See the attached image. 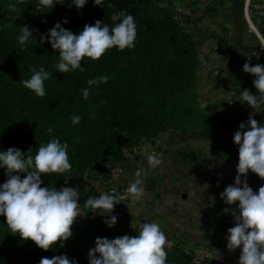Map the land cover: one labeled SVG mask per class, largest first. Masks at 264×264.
Listing matches in <instances>:
<instances>
[{"label": "trees", "instance_id": "obj_1", "mask_svg": "<svg viewBox=\"0 0 264 264\" xmlns=\"http://www.w3.org/2000/svg\"><path fill=\"white\" fill-rule=\"evenodd\" d=\"M38 0L20 2V0L6 1L7 5L23 6L31 11ZM55 12L62 21L67 20L66 27L73 34H78L83 29L77 23L79 13L74 6V0H54ZM113 7H109V5ZM154 0H102V6H95L94 0H87L82 9L98 13L97 20H103L110 28L113 26L111 17L113 13L124 11L132 15L136 23L135 46L123 51L113 47L109 49L99 60L84 58L79 69L66 73L56 70L59 63V53L53 50L51 44L44 41L42 51L29 49L26 44L21 45L17 39L19 35L13 30L21 32V28L27 26L33 31L32 38L39 39L42 34L47 33L32 23L30 14L16 15L12 13V30H8L0 19V151H6L15 147L27 155L35 156L38 148L46 144L52 138H59L63 144H68L69 162L72 168L65 173L42 174V187L62 188L65 187L64 180L73 174L91 172L94 176L103 174L109 165L125 166L127 157L122 150L119 137L113 132L109 122L119 113L130 114L134 122L144 126L149 123L157 133L168 130L169 121L165 114L168 100L186 90L194 79L198 66L197 42L188 40L180 24L174 18L169 8H160ZM169 6V5H168ZM162 7V6H161ZM95 23V22H94ZM140 64L143 73L136 81H132L128 72L130 67ZM44 68L51 75L44 81L45 96L38 97L33 91L25 88L20 81L30 79L33 70L39 71ZM107 76L106 83L93 85L87 99L82 98L84 107L93 113L91 107H98L97 99L107 97L102 95V89L109 87L112 93L122 92L128 94L125 101L114 102L111 107L105 105L107 118L101 124L96 138L92 141L81 143L73 139H66L63 121L60 119L59 131L49 123L53 104L57 102L70 101L82 94V89L89 87L87 81L97 77ZM246 79V80H245ZM247 75L243 77V90H249L253 95L257 90L249 85ZM132 86V88H130ZM131 91L132 96H129ZM121 97V96H120ZM119 97L116 96V99ZM113 100V98H111ZM37 108L36 113L32 112ZM112 109V111H110ZM28 110V111H27ZM41 119H39V118ZM88 117L80 120L79 124L87 122ZM45 120L46 121L45 123ZM45 123V124H44ZM44 124V129H40ZM52 128V132L47 130ZM153 128V129H154ZM148 133V132H147ZM153 133V131H152ZM151 134H146L142 139L133 137L136 144L144 142ZM158 136V135H157ZM153 142V141H152ZM31 152H28L29 149ZM183 159L197 158L194 151L180 152ZM0 172L5 175L6 168L0 167ZM21 178L24 174L20 173ZM124 181L117 185L116 195L120 194L128 182ZM112 184L103 182L99 185H90L84 191L83 198L78 201L80 208L87 213L90 208L84 207V202L89 198H98L101 193L109 192ZM118 204L113 215L117 217L119 227H123L129 218L126 217L125 208L117 199ZM114 210V209H113ZM92 217L81 221L76 219L72 226V236L60 246L57 242L53 248L44 251L38 248L31 240L24 241L18 234H13L6 225V218L0 216V236L9 237L8 243L0 246V264H39L43 257L52 258L58 255H66L77 264H89V248L95 247L97 237L114 239L120 235H114L103 222L108 217L104 210H93ZM82 224L81 230L75 228ZM132 231L135 232L134 229ZM95 232V235L93 234ZM93 240L90 244V240ZM182 246V244H180ZM166 264H191L192 258L185 253L182 247H176L167 251ZM205 263V262H204ZM209 264L212 262H208ZM205 263V264H208ZM214 264V263H213Z\"/></svg>", "mask_w": 264, "mask_h": 264}, {"label": "clouds", "instance_id": "obj_2", "mask_svg": "<svg viewBox=\"0 0 264 264\" xmlns=\"http://www.w3.org/2000/svg\"><path fill=\"white\" fill-rule=\"evenodd\" d=\"M22 2V0H20ZM87 0H74V6L82 9ZM39 5L53 8V0H39ZM95 6H102V0H94ZM113 7V5H109ZM15 10V5H9ZM110 28L97 20L93 25L85 24L78 34L56 23L47 33L40 37L41 42L47 40L53 50L59 53V63L55 66L57 72L66 73L79 69L84 58L99 60L109 49L115 47L120 51L135 46L136 23L132 15L124 11L113 13ZM63 23H68L67 20ZM32 30L27 26L21 28V35L17 37L19 43L24 45L32 37ZM254 52L247 56L243 71L255 76L253 81L257 94L249 90H242L240 103L247 104L256 109L264 104V65H250ZM50 73L40 68L33 70L30 79L21 80L20 83L33 91L38 97L45 96L44 81L49 79ZM107 76L97 77L87 81L89 87L82 89V96L87 99L93 85L106 83ZM101 103H104L103 101ZM94 117V113L92 114ZM255 113H250L246 122L239 124V130L234 133L233 142L238 146L237 175L233 184L224 188L220 198L227 205L238 207L224 208V214H230L234 226L228 228L227 249L235 252L241 248L238 264H264V185L258 192H254L247 181L249 170L264 180V123L254 119ZM72 123L78 124L79 115H72ZM247 128V130H245ZM52 132V128L47 130ZM31 148L28 152H31ZM161 163L153 155L147 156L149 167L155 168ZM0 167L6 168L7 180L0 185V216L6 218V225L13 234H18L24 241L31 240L38 248L47 251L57 242L63 247L65 241L72 236V226L77 217L81 216L78 198L81 195L76 187H62L57 189L42 187V174L65 173L72 168L68 156V144L60 142L59 138H52L38 148L35 156L27 155L21 150L10 147L0 151ZM20 173L24 176L21 178ZM143 168L135 171L127 192L133 196L142 195L144 181ZM244 177V179H242ZM65 184L68 179L64 180ZM210 199H215L210 197ZM118 204L113 193L104 192L98 198L89 197L83 204L93 210H104L108 217L103 222L109 227L117 223L113 215L114 205ZM96 212V211H93ZM135 229V236L123 235L114 239L97 237L95 247L88 252L89 264H166L167 237L161 226L155 221L145 220ZM242 246V247H241ZM39 264H77L66 255L52 258L43 257Z\"/></svg>", "mask_w": 264, "mask_h": 264}, {"label": "rangeland", "instance_id": "obj_3", "mask_svg": "<svg viewBox=\"0 0 264 264\" xmlns=\"http://www.w3.org/2000/svg\"><path fill=\"white\" fill-rule=\"evenodd\" d=\"M6 1L7 0H0V19H2L8 30H12L11 22L13 18H11V16L14 12H16L17 16L30 14L32 23H37L36 27L40 30L48 31L54 27L56 23H61L62 27L67 29L66 23H63L55 12L54 0L53 8L40 6L38 0L33 8H31V11L27 10L24 6L23 8L17 7V10L15 9L14 11L10 10L9 5L6 6ZM8 1L12 2L13 0ZM177 1H171L169 4L158 6L164 9H171L174 18L185 32L187 39H193L197 42L198 66L195 71L194 79L184 92L174 95L168 100L165 114L170 123V127H168V130L164 133H157L155 128L149 123L143 124L144 126L135 123L133 117L125 112L119 113L117 116L113 117L109 125H112L114 134L119 137L120 143L123 145L122 150L127 157L126 163L124 164L125 166L122 168L119 165L123 171L122 176L114 180L109 177V170L114 164L109 165L108 170L98 176H94L91 172L71 175L65 186L78 188L81 194L78 201L83 198L84 191L88 190L90 185H99L103 182L112 184V189L116 193L117 190L115 187L127 181V177L129 179L128 182L132 181L135 171L141 168H143V181H145L146 177L154 176L158 180H161L162 183H165L166 187L174 190L176 189V182L179 181L177 177L179 173H183L182 170H184L183 176L189 174V172L198 173L197 170L194 171L195 168L197 169V167H193L194 165L192 166L191 164L188 167L187 164H181L182 161L189 162L191 160V158L184 160L180 155V152L188 151H194L198 155L199 160H197V162L199 171H203L204 167H206L208 170L210 169L211 172L225 173L227 177L231 176V182L233 184L234 178L237 175L236 166L238 164V146L233 142L234 133L239 130V124L241 122H246L248 120L250 113H255L253 118L260 123H264V104H260L256 109H250V107H243L239 101L244 85L243 77L247 75V81L248 79L250 81H248L249 85H253V82L250 80V75L248 73L244 72L243 74V53L240 54L235 50H231L233 46L236 47V43L239 39H242V42L243 39H248V37L255 39L253 34L249 33L247 29L246 22L243 18L242 7L238 6L236 9L232 2V11L230 9L226 11V9L221 7L215 8V4L207 5V9L213 11V13L199 24L196 20V16L192 15L193 13L189 12L185 14L177 10L178 8H185L191 11V7L188 8V6L182 5ZM234 1L240 2V0ZM226 4L228 5V2ZM78 10V25L83 27L85 24H94L98 17V13H93L87 9ZM13 32L16 35L22 34L17 29H14ZM25 44L29 49L41 52L44 42L30 37ZM128 72L131 80L134 82L140 78L143 69L140 64H137L130 67ZM130 88H132V86H130ZM110 93H112V91L109 87L102 89V95H107V97L97 99L96 102L98 107H91L95 114L94 117L92 115L93 113L89 112L88 109L86 110L84 105H82V94L70 101L54 103V108L50 113L49 123L56 131H59L61 129L59 127L61 119L66 128V132L63 134L66 139H73L81 143L92 141L99 132L100 122L102 124L105 118H107L104 106L108 105V107H111L114 102L121 103L125 101V97L128 95L122 92ZM116 96L119 98L116 99ZM129 96H132L131 91L129 92ZM201 96L205 98V100L201 99V101L206 102V104H212V107L208 108L205 105L203 108H200L199 105L201 101H198L197 98ZM111 98H113V100ZM102 101L104 103H101ZM36 111L37 108L32 110L34 113H36ZM110 111H112V109H110ZM72 115H79L81 119L88 117L86 125L85 122L83 124L78 123L74 125L70 118ZM46 121L48 120H45V123ZM44 124L40 128L41 130L44 129ZM245 130H247V128ZM146 134H151V136L144 142L139 144L134 142L133 137L138 136L142 139ZM167 138L172 144H170L171 160H169V163H165V168L168 169L164 174L166 177H163L162 173L156 175L157 172H147L149 168L147 156L153 154V156L161 159V157H163L162 147L166 146L163 144V141ZM160 166L163 165L160 163L156 166L155 170L159 171ZM184 168L189 171L185 173ZM177 171H179V173ZM229 173L231 175H229ZM160 174L162 176H160ZM6 180L7 176L0 172V185ZM128 182L123 187V190H126V192L127 188L130 186ZM176 199L177 202L180 203L182 199V197H180V192L176 196ZM79 212L81 216L77 217V219L81 221H86V219L91 218L94 213L93 209L87 213L81 208ZM126 224L123 225V227L114 225L111 228L108 227V229L114 232V235L121 234L123 236L127 234L135 236L137 231H132ZM81 226L82 224H79L75 228V231H80ZM164 233L167 239L174 241V245L172 247L166 245L165 250L171 251L176 247H182L183 251L188 253L185 247L180 246L182 242L179 237H176L169 231H165ZM93 234L95 235V232ZM8 240L9 237L0 236V246L8 243ZM92 241L91 239L90 244ZM212 246L218 250L214 245ZM191 264H193V262Z\"/></svg>", "mask_w": 264, "mask_h": 264}, {"label": "crops", "instance_id": "obj_4", "mask_svg": "<svg viewBox=\"0 0 264 264\" xmlns=\"http://www.w3.org/2000/svg\"><path fill=\"white\" fill-rule=\"evenodd\" d=\"M154 1L159 5H166L171 3V1L176 2L177 0ZM226 1L228 2V5L226 4ZM177 2L188 6V8L191 7L190 13H193L192 15L196 16V20L199 24L205 21L206 17L213 13V11L207 9V5L215 4V8L221 7L228 11L229 9L231 10V4L233 2L236 9L238 8V2L234 0H178ZM241 40L242 39H239L237 41L236 47L233 46L231 51L235 50L237 53H243L242 56L244 65V63L248 62L247 56L252 54L253 49L256 46L257 39L256 37L255 39L248 37V39H243V42ZM201 99L205 100L204 96L197 98L198 101H201ZM205 105L207 107L208 105L212 107V104H206V102L202 101L199 107L203 108ZM243 107H250V109H253L246 103L243 104ZM163 144L166 145L165 147H162L163 157L160 159L163 166H160L159 171L155 170L156 167H149L147 172H157L156 175H158V173H162L163 177H166L164 174L168 169L165 168V163H169V160H171L170 144L172 143L167 138L163 141ZM187 159L188 158H186V160ZM197 160H199L198 156L195 159H191L189 162H181V164H187L188 167L191 164L192 166L194 165L193 167H197L194 171L197 170L198 173L189 172V174L183 176L184 170H182L183 173L181 174L177 171L179 173L177 180L179 181L176 182V189L174 190L166 187L165 183H162L161 180H158L154 176L146 177V179L150 178L154 180L153 188H145L144 181V191L142 195L136 197L129 194L127 207L125 208L126 217L129 218L128 222H132L135 225H138L145 220L155 221L161 226L163 232L169 231L176 237H179L181 239L182 246L185 248L186 246H190L195 243L212 244L218 250L223 252L225 251L224 253L231 259L232 264H238L241 248H237L235 252H229L226 247L227 240L225 237L227 236V230L228 228L234 226L232 216L229 214L231 217L230 224L221 227L217 233L212 228V221L215 217L213 204L219 203L221 205V216L226 215L223 213L224 208L238 207V202L236 205H227L220 198V193L224 190V188L232 184V178L231 176L227 177V175L222 172V174L211 172V170H208L206 167H204L203 171H199ZM188 171L189 170L185 169V173ZM229 175L231 174L229 173ZM160 176L162 175L160 174ZM242 179H244V177H242ZM247 181L254 192H258L259 187L264 185V180H261L256 174L252 173L251 170H249L247 174ZM130 182L131 181L128 182L129 185ZM179 192L180 197H182L180 203H178L176 199ZM210 197H214L215 199H210ZM115 210L116 208L114 207L113 211L115 212Z\"/></svg>", "mask_w": 264, "mask_h": 264}, {"label": "built area", "instance_id": "obj_5", "mask_svg": "<svg viewBox=\"0 0 264 264\" xmlns=\"http://www.w3.org/2000/svg\"><path fill=\"white\" fill-rule=\"evenodd\" d=\"M240 2L242 3V13L247 25V29L257 39V46L253 50L252 54L256 52L258 53V56H252L250 65H264V0H240ZM177 10L185 14L190 12L185 8H178ZM249 75L250 80L253 82L255 76L252 74ZM122 173V168L119 165H113L109 170V177L112 180L118 179L122 176ZM109 191L110 193H115L113 189H110ZM116 197L124 207H127L129 195L126 190L116 195ZM126 225L128 228L137 231L135 229L136 225L134 223L128 222ZM167 241V245L169 247L174 245L173 240L167 239ZM186 251L191 256L193 264H202L204 262H212L214 264H232L231 259L223 251L216 250L210 244H191L190 246H186Z\"/></svg>", "mask_w": 264, "mask_h": 264}, {"label": "water", "instance_id": "obj_6", "mask_svg": "<svg viewBox=\"0 0 264 264\" xmlns=\"http://www.w3.org/2000/svg\"><path fill=\"white\" fill-rule=\"evenodd\" d=\"M237 4L240 7L242 5L241 2H238ZM201 106H203V105H201ZM209 107H210V105H208V108ZM153 184H154V180L150 179V178H147V179H145L144 187L147 188V189H152L153 188ZM213 208H214V211H215V217H214L215 219L213 218L212 228L217 233L221 227H223L224 225H229L230 224L231 217H230L229 214L222 215V216L220 215L221 205L219 203L213 204Z\"/></svg>", "mask_w": 264, "mask_h": 264}]
</instances>
